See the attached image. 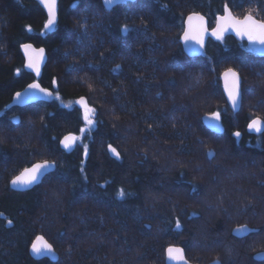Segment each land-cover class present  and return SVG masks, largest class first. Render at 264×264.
Segmentation results:
<instances>
[{"label":"trees","instance_id":"1","mask_svg":"<svg viewBox=\"0 0 264 264\" xmlns=\"http://www.w3.org/2000/svg\"><path fill=\"white\" fill-rule=\"evenodd\" d=\"M255 4L264 0H136L111 10L60 0L50 31L37 1L0 0V264H167L171 245L196 264H264L254 259L264 251V132L246 131L250 119L264 120V45L210 37L190 57L181 44L190 13L213 27L226 7L241 16ZM27 41L48 52L39 81L53 100L13 106L36 79L24 66ZM230 67L242 76L237 114L220 79ZM82 96L95 109L92 126ZM215 111L223 134L203 123ZM70 132L79 140L68 153L60 141ZM44 160L56 169L39 185L11 188ZM240 225L248 235L234 234ZM38 236L58 261L32 256Z\"/></svg>","mask_w":264,"mask_h":264},{"label":"water","instance_id":"2","mask_svg":"<svg viewBox=\"0 0 264 264\" xmlns=\"http://www.w3.org/2000/svg\"><path fill=\"white\" fill-rule=\"evenodd\" d=\"M37 1L40 6L45 10V13L47 15V21L48 19L50 18V13H49V8L47 6V0H35ZM133 1H136V0H102V3L104 5V7L108 10H111L112 8H114L116 5H119V4H123V3H126V2H133ZM59 3H60V0H55V6L53 8V13H54V19H55V22L54 24L51 26V27H48L47 26V22H46V26H47V29L52 31L54 30L58 20H59ZM229 12L231 13V16L236 19V20H241L243 21L244 19H246V17L250 14H245L244 16L240 17V16H237L234 11L232 10V8L230 7H226L224 12L219 14L216 18V21L214 23V26L213 27H210L209 26V19L206 15H204L202 12H199V11H194L192 13H190L187 17H186V20H185V25H184V30L182 32V35H181V44L183 46V49L185 51V53L190 56V57H197V56H200L202 54V52L205 50L206 48V45L208 43V40L210 37H214V36H211V35H207L205 37V40H204V45L201 46L199 44H197L195 41H192V40H189L187 42L184 41L183 39V33L184 31L187 30L188 28V23H187V20H188V17L189 16H193V15H199V16H202L204 17V20H205V23H206V27L209 28V33L211 32L212 28H214L219 22H220V17H227L229 15ZM253 16V18L257 21H264V20H261L259 18H257L256 16H254L253 14H251ZM193 23H197L196 21H193ZM226 35H232L234 36L238 41H245V40H248V38L245 36V37H241L240 35H238L236 33V31L234 29H229L227 31H225L223 33V37L226 36ZM25 44H28V45H31V48L28 49L27 51L25 50V48L23 47ZM44 49V53H43V58H42V62L40 63V72H39V75H37V73L35 72L34 69H29L27 67V64H28V56L29 54H33L35 55L39 49ZM21 53L24 57V66H25V69L28 71V72H31L35 75L36 79H34L33 81H31L30 83H28L24 88L16 91L12 97V101H11V105L13 106H28V105H31V104H35V103H38V102H51L53 100V91L51 88L49 87H46L44 85H42V83L39 81V77L46 65V63L48 62V52L46 50V48L44 46H37L35 43L31 42V41H27V42H24L23 44H21ZM229 69H232L233 71H235L236 73L239 74V77H240V89H241V95L243 96V91H242V76L240 74V72L236 69V68H233V67H230V68H227L225 69L222 73H221V76H220V79H221V82H222V89H223V93L225 95V98H226V101L230 107V109L234 112V113H239L240 110H241V107H242V98L240 99V101L237 103V105L234 107L231 100L229 99L228 97V90L227 88L225 87V80H224V77H223V73H225L226 71H228ZM32 83H39L41 85L42 88H45V89H48L49 92L52 93L51 96H48L46 95L45 93L43 92H39L38 90H34V89H31L29 88V85L32 84ZM17 93H20L21 95L19 97H17ZM84 99L87 103H88V100L86 97L82 96V97H79L77 99V106L80 107V108H83V105H81L79 103V101L81 99ZM89 105V104H88ZM219 111H215V112H210V113H207L203 116L202 120H203V123L204 125L210 129L211 131L217 133V134H223L225 132V124H224V121H223V116L222 114L220 113V119L219 120H212L211 117L214 113H217ZM254 120H259L261 123L257 125V129H254V128H251L249 127V125L254 121ZM246 131L249 133V134H254V135H257V134H262L264 132V120L263 118H261L260 116H256L252 119H250V121L248 122L247 126H246ZM237 132H240V131H237ZM241 135L239 137H237L238 139L241 138L242 136V132H240ZM69 135H74L76 137L79 138L78 134L77 133H74V132H70V133H67L65 134L61 141L66 137V136H69ZM60 141V145H61V148L64 149L66 152L68 153H71L72 151H74V149L76 148V145L78 143V140L76 142V145L74 147H72L71 149H66L64 147V145L61 143ZM113 148H115L113 145H111ZM117 150V149H116ZM108 151L110 153L111 156L113 157H116L110 150H109V146H108ZM118 151V150H117ZM49 162L50 164H53L54 167H51V168H48L47 170H45V172L42 174L41 178L38 180V182L34 183V184H31V185H25V184H13L12 181L14 179H16V177L18 176H21V174L24 172V169L26 168H31L34 164H37V163H43V162ZM24 169H22L10 182V186L12 189L16 190V191H26V190H29V189H32L34 188L35 186L39 185L42 180L50 173H52L53 171H55L56 169V162L55 161H50V160H44V161H38L36 163H34ZM250 229L247 225H240V226H237L235 229H234V234L238 237H244L246 235H248ZM38 237H43V236H38ZM37 237V238H38ZM37 238L33 241V243H36L37 242ZM43 241L46 242L47 244H50L49 242H47L45 240V238L43 237ZM32 243V244H33ZM51 245V244H50ZM52 246V245H51ZM169 247H173V248H179V249H183V252L182 253H172V258H170L169 256V253H168V248ZM167 248V253H166V257H167V264H196V263H193L191 261L188 260L187 256H186V252H185V249L181 246V245H171ZM31 254L34 258L36 259H42V258H48L50 259L51 261L53 262H56L58 261L59 259V254L58 252L55 250V248L52 246V251L51 252H47L46 254L44 255H38L36 253H33L32 251V245H31ZM254 259L257 260V261H263L264 260V251H260V252H257L255 255H254ZM206 264H221L220 261H211L209 263H206Z\"/></svg>","mask_w":264,"mask_h":264},{"label":"snow or ice","instance_id":"3","mask_svg":"<svg viewBox=\"0 0 264 264\" xmlns=\"http://www.w3.org/2000/svg\"><path fill=\"white\" fill-rule=\"evenodd\" d=\"M47 6L49 8L50 18L47 21V26L51 27L54 22V13L53 8L55 6V0H47ZM193 21H196L197 23H193ZM188 28L183 33V39L185 42L192 40L195 41L197 44L203 46L204 40L207 35H211L216 37L217 39L223 38V33L229 29H234L238 35L241 37H247L248 40L252 43H259L264 45V21H257L253 18L251 14H249L246 19L243 21L236 20L231 16V13L229 12V15L227 17H220V22L212 28L211 32L209 33V28L206 27V23L204 20V17L199 15H193L189 16L188 20ZM25 50L31 48V45L25 44L23 46ZM44 49H39V51L33 55L29 54L28 56V64L27 67L29 69H34L37 75H39L40 72V63L42 62ZM223 77L225 80V87L228 90V97L231 100L233 106L235 107L237 103L242 98L241 95V89H240V77L239 74L233 71L232 69H229L225 73H223ZM29 88L38 90L39 92H43L48 96H51L52 93L48 91V89L42 88L39 83H32L29 85ZM17 97H19L21 94L17 93ZM79 103L83 105L84 109V119L87 122L89 126H92L94 124L93 119L89 115V113H94L95 109L90 108L88 103L82 98ZM212 120H219L220 119V113H214L211 117ZM261 122L259 120H254L249 127L257 129V125ZM81 131H84V129H81ZM234 135L236 137H239L241 135L240 132H235ZM79 138L74 135L66 136L61 143L64 145L66 149H71L76 145V142ZM109 150L116 156V158H120V153L116 150V148H113L111 145H109ZM87 146L85 145L84 148V155L87 156ZM54 167L53 164H50L49 162L45 161L43 163H37L34 164L31 168L24 169V172L21 174V176L16 177L12 181V183L15 184H25V185H31L41 178L42 174L47 170L48 168ZM83 171V169H81ZM86 178V177H85ZM119 195L123 197L125 195V192L123 189L120 190ZM9 224H11V221H9ZM177 227H179V224H177ZM32 251L33 253H36L38 255H44L47 252L52 251V246L50 244H47L43 241V237H38L37 242L32 244ZM182 253L183 249L179 248H168V253L170 258H172V253Z\"/></svg>","mask_w":264,"mask_h":264},{"label":"rangeland","instance_id":"4","mask_svg":"<svg viewBox=\"0 0 264 264\" xmlns=\"http://www.w3.org/2000/svg\"><path fill=\"white\" fill-rule=\"evenodd\" d=\"M248 13L253 14L254 16H256L257 18H259L261 20H264V17H263V15H264V7L263 6L256 5V4L252 5L251 8H249V9H247L245 11V14H248ZM244 15H241V17L244 16ZM245 42H246V45L249 46L250 48H253V47H255V48L257 47L258 48L259 46H261V44L252 43L249 40H247Z\"/></svg>","mask_w":264,"mask_h":264},{"label":"flooded vegetation","instance_id":"5","mask_svg":"<svg viewBox=\"0 0 264 264\" xmlns=\"http://www.w3.org/2000/svg\"><path fill=\"white\" fill-rule=\"evenodd\" d=\"M245 41H247V40H245ZM243 42V41H242Z\"/></svg>","mask_w":264,"mask_h":264}]
</instances>
